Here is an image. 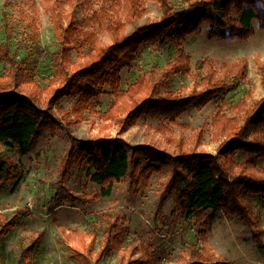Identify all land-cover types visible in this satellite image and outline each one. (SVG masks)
Segmentation results:
<instances>
[{
    "label": "rangeland",
    "instance_id": "374dc122",
    "mask_svg": "<svg viewBox=\"0 0 264 264\" xmlns=\"http://www.w3.org/2000/svg\"><path fill=\"white\" fill-rule=\"evenodd\" d=\"M90 1L91 6L86 8L70 2L61 15L54 10V0H0V48L8 44L11 53L15 54L22 70L19 72L27 80H32V83L21 81L19 92L32 99L40 109H49L54 90L66 87L67 80L74 73L71 69L68 76L58 80L54 76L58 66L56 54L60 48L57 34L63 18L66 26L69 18L76 17L86 31L95 34L97 46L111 45L107 31L109 18L103 17L100 23L91 21L94 14L105 15L101 10L105 0ZM170 3L177 11L190 6L187 0H170ZM145 8L141 18L127 22L125 33L132 48L127 53L125 66L122 69L115 66L122 89L127 90L144 78L145 83H159L162 95L170 92L188 97L196 87L203 88L199 84L209 69V66L200 68L203 61L219 70L224 63L235 64L246 59L247 78L234 91L221 95L203 108L189 110L175 124L164 118H141L125 133H121L120 119L101 116L115 102L109 86L103 87L101 97L91 98L92 109L82 110L79 116L72 111L80 105L83 96L79 88L70 89L51 107L59 126L43 130L29 152L23 153L16 143L11 147L0 145L1 157L9 160V165L0 174V230L1 224L10 225L0 241V264H25L24 252L35 244L32 264H86L77 254L89 253L87 250L93 239L92 260L95 261L104 244L107 216L115 215L121 217L120 226L127 228L128 233L123 237V244L105 255L99 264H122L129 260H139V264H191L194 261L264 264L263 198H252L255 221L261 230L260 243L254 239L252 229L239 218L226 216L222 210L213 208L205 214L210 220L209 252L199 258L190 250L196 244L202 246L199 232L203 221L181 217L175 195L167 198L163 213L157 217L170 172L154 173L147 187L142 183L133 186L127 175L114 184L111 195L91 197L90 201L86 200L87 197L100 188L89 180L86 163L73 166L66 178H60L62 163L76 149L77 140L121 139L119 145L124 146L131 156L133 148L139 145L174 153L182 137L193 148L201 133L203 140L198 151L218 156L235 144L220 136L212 124L219 111L231 118H239L240 125L251 116L253 121L261 118L264 106L259 108L264 102V30L256 26V34L247 41L220 40L209 38V26L205 25L201 33L165 48L158 44H139L141 28L164 20L162 8L156 1L146 0ZM118 16L126 21L123 9ZM181 50L191 57L190 72L170 73L167 78V64ZM89 53V47L81 52L73 51V63L87 60ZM15 70L0 55V93L3 92L2 83L12 81ZM131 103L138 104L134 98ZM243 104L249 111L256 110L255 113L251 115L242 111ZM125 117L126 114L122 113L120 118ZM248 159L247 155L237 153L239 163ZM136 160L147 165L144 158L137 157ZM257 165L264 169V161L257 160ZM13 172L17 173L14 180L10 178Z\"/></svg>",
    "mask_w": 264,
    "mask_h": 264
},
{
    "label": "trees",
    "instance_id": "16d2710c",
    "mask_svg": "<svg viewBox=\"0 0 264 264\" xmlns=\"http://www.w3.org/2000/svg\"><path fill=\"white\" fill-rule=\"evenodd\" d=\"M154 1L161 6L164 20L141 28L139 44H158L165 48L201 33L205 25L209 26L208 37L220 40L247 41L256 34V26L264 30V0H187L189 8L179 11L172 7L170 0ZM70 2H75V6L81 8L91 6L90 0H54V10L63 15ZM145 2L146 0H105L101 7L105 15L94 14L91 21L100 23L103 17L109 18V46H97L95 34L86 31L76 17L69 18L66 26L65 18L62 19L57 34L60 48L56 54L58 66L54 76L58 80L68 76L71 69L74 73L67 80L66 87L54 90L48 110L40 109L32 99L20 94V82L32 83V80H27L26 76L19 72L22 70L19 69L15 54L11 53L9 45L1 46V57L16 69V73L12 75V81H5L1 85L3 92L0 93V145L11 147L16 143L23 153L29 152L43 130L59 126L60 122L51 107L74 87L79 88L83 96L80 105L72 111L79 116L82 110H91L90 99L101 97L103 87L109 86L115 102L101 116L111 120L120 119L121 133H125L141 118H164L175 124L177 119L189 110L205 107L221 95L234 91L240 82L247 78L246 59L235 64L224 63L219 70L203 61L201 69L209 66L199 84L203 88L196 87L188 97H179L170 92L162 95L159 83L148 84L144 78H140L127 90L122 89L121 78L115 66L118 65L119 69H122L126 64L127 53L132 48L125 33L127 22L144 15ZM121 9L126 12V21L118 16ZM6 25L8 29V21ZM7 33L10 34L8 30ZM86 47H89L90 51L87 60L73 63V51L81 52ZM190 65V55L181 50L178 56L167 64L165 76L169 78L170 73H189ZM86 86L89 87L88 90L84 89ZM133 98L138 103L136 106L131 103ZM262 105L264 102L259 108ZM243 107L242 111L251 115L256 111H249L245 104ZM122 113L126 114L123 119L120 118ZM260 116L257 121H253L252 116L246 118L240 125L239 118H231L219 111L212 124L220 136L225 137L227 141H234L235 144L225 148L218 156L198 151L197 148L203 140L201 133L193 148L189 146L186 138L182 137L174 153L154 146L139 145L133 148L131 156L124 146L119 145L121 139L77 140L76 149L71 151L62 163L60 178H66L73 166L86 163L89 180L100 188L98 192L87 197L86 200L90 201L94 197L111 195L114 184L127 175L130 176L133 186L142 183L147 187L154 173L168 171L171 176L159 202L157 217L163 213L167 198L175 195L181 217L185 220L203 221L199 232L202 246L196 244L190 250L191 253L203 258V253L209 252L207 234L210 220L205 214L213 208L222 210L226 216L239 218L252 229L254 239L260 243L261 230H258L255 221L252 198L264 199V169H259L257 165V160L264 161V106ZM237 153L245 154L249 159L239 163ZM137 157L146 159L147 165L143 166L136 160ZM6 165H9V160L0 155V174L5 171ZM16 176L17 173L10 174L13 180ZM107 217L104 244L96 260H92L94 239L87 250L89 253L77 254L86 264H99L105 255L123 244V237L128 233L127 228L120 226L119 215ZM9 227L6 222L1 224L0 241ZM36 247L35 244L24 252L25 264H32V252ZM122 264H139V260H129ZM191 264L204 263L194 261Z\"/></svg>",
    "mask_w": 264,
    "mask_h": 264
}]
</instances>
